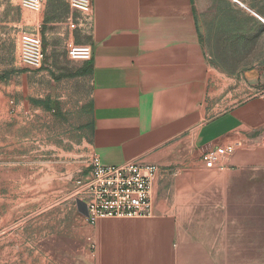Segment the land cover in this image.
Masks as SVG:
<instances>
[{
	"label": "crops",
	"instance_id": "obj_1",
	"mask_svg": "<svg viewBox=\"0 0 264 264\" xmlns=\"http://www.w3.org/2000/svg\"><path fill=\"white\" fill-rule=\"evenodd\" d=\"M57 1L66 2L43 0L32 12L0 0V149L24 145L32 165L53 167L48 181L86 176L93 155L103 166L139 161L161 170L151 217L90 226L81 203L89 263L261 262L264 96L220 109L232 93L210 52L212 3L91 0V29L80 33L63 23L77 15L70 5L55 20L47 4ZM26 32L41 41L38 70L19 58ZM67 41L89 45L90 60H70ZM223 145L234 147L228 168H204L201 154ZM40 149L53 158L40 163Z\"/></svg>",
	"mask_w": 264,
	"mask_h": 264
},
{
	"label": "rangeland",
	"instance_id": "obj_2",
	"mask_svg": "<svg viewBox=\"0 0 264 264\" xmlns=\"http://www.w3.org/2000/svg\"><path fill=\"white\" fill-rule=\"evenodd\" d=\"M237 1L244 7L232 0H208L213 12L210 52L225 77L226 94L232 93L220 109L264 96V25L252 16L264 21V0ZM47 5L53 7L55 20H61L69 4L66 0ZM43 6L42 0L41 10ZM12 106L4 108L12 114ZM25 152L19 143L0 149V264H90L84 208L74 194L69 196L79 177L68 183L48 181L45 174L53 167L32 165L31 154ZM36 156L40 163L53 158L45 149ZM90 159L84 163L87 172ZM262 255L261 262L228 264H264V245Z\"/></svg>",
	"mask_w": 264,
	"mask_h": 264
},
{
	"label": "built area",
	"instance_id": "obj_3",
	"mask_svg": "<svg viewBox=\"0 0 264 264\" xmlns=\"http://www.w3.org/2000/svg\"><path fill=\"white\" fill-rule=\"evenodd\" d=\"M67 2L77 11V15L67 22L68 29L72 32H89L93 18L91 0ZM41 3L42 0H20L21 7L32 12H40ZM257 18L264 24L260 17ZM66 53L72 61H88L91 58L89 45H76L73 41L66 42ZM19 58L29 69L38 70L42 67L44 53L38 35L33 32L22 34ZM233 153L232 145L218 146L203 152L200 161L206 169L223 171L228 168ZM160 171L156 165L139 161L119 166H103L98 157L93 155L87 175L76 180L73 193L85 207V223L92 226L99 219L153 216L152 190Z\"/></svg>",
	"mask_w": 264,
	"mask_h": 264
},
{
	"label": "bare ground",
	"instance_id": "obj_4",
	"mask_svg": "<svg viewBox=\"0 0 264 264\" xmlns=\"http://www.w3.org/2000/svg\"><path fill=\"white\" fill-rule=\"evenodd\" d=\"M234 3H236V4H238V5H240L241 7H244L239 1H237V0H234L233 1Z\"/></svg>",
	"mask_w": 264,
	"mask_h": 264
}]
</instances>
